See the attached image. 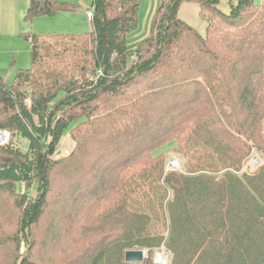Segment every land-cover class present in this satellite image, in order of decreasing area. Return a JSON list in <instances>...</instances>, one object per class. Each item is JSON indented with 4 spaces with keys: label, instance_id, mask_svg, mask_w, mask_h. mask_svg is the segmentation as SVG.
<instances>
[{
    "label": "trees",
    "instance_id": "16d2710c",
    "mask_svg": "<svg viewBox=\"0 0 264 264\" xmlns=\"http://www.w3.org/2000/svg\"><path fill=\"white\" fill-rule=\"evenodd\" d=\"M89 8L90 31L27 33L30 66L0 74V264H155L161 247L168 264H264V162L243 168L264 155V0H160L135 45L139 0ZM76 10L28 0L25 18Z\"/></svg>",
    "mask_w": 264,
    "mask_h": 264
},
{
    "label": "rangeland",
    "instance_id": "374dc122",
    "mask_svg": "<svg viewBox=\"0 0 264 264\" xmlns=\"http://www.w3.org/2000/svg\"><path fill=\"white\" fill-rule=\"evenodd\" d=\"M74 2L81 13H59L50 17H35L31 20L25 18L28 0H0V74L6 83L11 84L14 73L17 69L30 66V43L25 36L27 33L51 34L86 32L91 30L90 22L85 18V9L90 0H65ZM235 0H219L220 8L227 12L229 4ZM259 3L260 0H254ZM81 5V6H80ZM146 4L141 2L142 13ZM178 16L199 32L203 33L205 22L199 17L197 5L183 3L180 6ZM140 31V29H139ZM20 148L26 150V142L20 140ZM174 143V142H173ZM72 142L69 134L65 133L57 147L56 155H64L71 149ZM172 144L164 146L161 151L164 153L165 166L167 169H181V157L171 150ZM264 162V155H258L254 151L244 162L243 168L252 171L259 164ZM30 191V190H29ZM145 250V249H144ZM146 256V250H145ZM162 256V257H160ZM161 258V259H158ZM155 264H168L169 257L163 247L156 250L153 255Z\"/></svg>",
    "mask_w": 264,
    "mask_h": 264
},
{
    "label": "crops",
    "instance_id": "0c3cea01",
    "mask_svg": "<svg viewBox=\"0 0 264 264\" xmlns=\"http://www.w3.org/2000/svg\"><path fill=\"white\" fill-rule=\"evenodd\" d=\"M140 1V8H139V14H138V28L135 32H133L129 37H128V43L129 45H135L137 42L141 41L143 38H145L148 33H149V28H150V22L151 19L154 15V12L160 2V0H139ZM141 2H144L146 4L143 13H142V8H141ZM81 6V5H80ZM78 7V5H77ZM89 8V6L86 7L85 9V16H86V11ZM81 13V10L77 8L75 12H62L63 14L66 13H75L77 14L78 12ZM88 21L87 17H85ZM140 29V31H139Z\"/></svg>",
    "mask_w": 264,
    "mask_h": 264
},
{
    "label": "water",
    "instance_id": "95a60500",
    "mask_svg": "<svg viewBox=\"0 0 264 264\" xmlns=\"http://www.w3.org/2000/svg\"><path fill=\"white\" fill-rule=\"evenodd\" d=\"M124 257L127 262H141L145 257V250L142 248L127 250Z\"/></svg>",
    "mask_w": 264,
    "mask_h": 264
},
{
    "label": "built area",
    "instance_id": "2783aa9c",
    "mask_svg": "<svg viewBox=\"0 0 264 264\" xmlns=\"http://www.w3.org/2000/svg\"><path fill=\"white\" fill-rule=\"evenodd\" d=\"M92 13H93V10L91 8H88L87 11H86V17L88 19H91ZM8 137H9V135H8L7 132H5V131L0 132V143L1 144L2 143H6L8 141Z\"/></svg>",
    "mask_w": 264,
    "mask_h": 264
},
{
    "label": "bare ground",
    "instance_id": "6f19581e",
    "mask_svg": "<svg viewBox=\"0 0 264 264\" xmlns=\"http://www.w3.org/2000/svg\"><path fill=\"white\" fill-rule=\"evenodd\" d=\"M160 257H162V256H160ZM158 259H161V258H158Z\"/></svg>",
    "mask_w": 264,
    "mask_h": 264
}]
</instances>
